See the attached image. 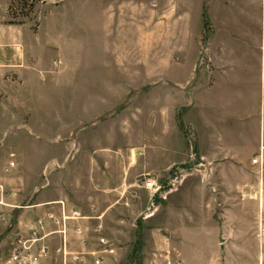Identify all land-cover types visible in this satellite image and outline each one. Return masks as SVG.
<instances>
[{
    "label": "rangeland",
    "instance_id": "obj_1",
    "mask_svg": "<svg viewBox=\"0 0 264 264\" xmlns=\"http://www.w3.org/2000/svg\"><path fill=\"white\" fill-rule=\"evenodd\" d=\"M208 1H7L5 21L26 25L31 53L49 67L17 77L0 97V182L8 194L0 212V264L43 204L58 199L103 222L113 248L104 264H148L169 250L171 230L184 225L167 211L173 194L146 218L154 211L152 193L136 181L151 176L163 183L192 164L168 167L172 158L199 156L203 138L215 131L194 96L214 84V72L234 77L239 95L255 88L259 103L262 97L264 63L246 53L221 55L206 19ZM226 111H212L211 118ZM189 199L194 205L200 198ZM220 212L214 217L222 221ZM207 254L189 249L188 264L205 263Z\"/></svg>",
    "mask_w": 264,
    "mask_h": 264
},
{
    "label": "crops",
    "instance_id": "obj_2",
    "mask_svg": "<svg viewBox=\"0 0 264 264\" xmlns=\"http://www.w3.org/2000/svg\"><path fill=\"white\" fill-rule=\"evenodd\" d=\"M7 1H0V97L14 87L17 77L25 78L28 72H47L49 67L46 59L31 53L27 41L30 30L26 25L5 21L2 13ZM208 3L206 19L215 28L217 40L214 43L222 46L221 55L231 58L246 53L247 56H258L263 64L264 0H209ZM217 5L220 6L218 17L223 15L221 25L215 17ZM257 11L261 12L260 16ZM228 15L234 16L233 23L224 19ZM226 74L214 72V84L202 86L194 96L198 107L206 112L208 125L214 127L215 132L208 135L209 145L208 137H205L197 158H172L168 165L192 162L183 167L191 174L175 194H170L167 204V211L173 210L178 219L184 221L183 226L172 229L171 237H167L169 250L179 255L182 264H188L189 249L208 253L203 264H264V113L261 112L264 83L259 103V92L255 88L243 97L239 95L236 79L225 80ZM262 77L264 72H261ZM221 109L230 111L211 118L212 111ZM256 156H260V161L253 163ZM11 163L12 160L6 166L10 171L13 169ZM194 176L200 180L190 181ZM194 191L200 199L193 205L189 196H195ZM177 199L181 202L176 206ZM61 201L81 209L69 200L58 199L44 203L39 217L46 218L47 213L57 212ZM191 205L200 213H194ZM217 208L221 211L222 221L214 217ZM81 210L89 218L77 220L75 224L85 226L86 230L78 233L71 229L66 237L68 247L75 252L98 247L93 228L99 217ZM92 220L97 223L92 224ZM38 244L49 248L48 256L39 259L40 264H62L56 249L62 246L63 237L49 236ZM9 258L6 264H10Z\"/></svg>",
    "mask_w": 264,
    "mask_h": 264
},
{
    "label": "built area",
    "instance_id": "obj_3",
    "mask_svg": "<svg viewBox=\"0 0 264 264\" xmlns=\"http://www.w3.org/2000/svg\"><path fill=\"white\" fill-rule=\"evenodd\" d=\"M259 161L260 156L253 159V163ZM190 174L191 172L186 168L175 169L163 183L151 176L139 178L136 185L150 190L152 193V208L154 211L148 212L145 217L152 216L159 204L167 200L170 194L177 191ZM7 195L4 184L0 182V212L8 205ZM59 206L57 212L51 211L47 213L46 218L39 217L29 223L26 237L21 236L15 239V246L9 258L10 264H40L39 259L48 256L49 248L38 243L53 235L63 237L62 246L56 249L62 259V264H104L105 255L112 253L113 248L109 239L104 235L103 222L99 221L93 228L94 239L98 247L86 252H75L67 245V234L71 229L78 233L84 232L86 227L78 223L75 224V221L89 217L78 207L67 205L63 201L59 203ZM148 264H182V262L179 255L173 253L172 250H167L166 252L155 253Z\"/></svg>",
    "mask_w": 264,
    "mask_h": 264
}]
</instances>
